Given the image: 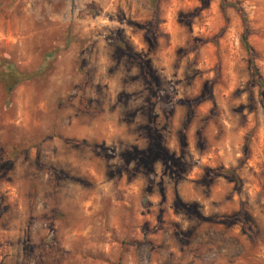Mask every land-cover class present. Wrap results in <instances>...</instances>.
<instances>
[{
    "label": "rangeland",
    "instance_id": "1",
    "mask_svg": "<svg viewBox=\"0 0 264 264\" xmlns=\"http://www.w3.org/2000/svg\"><path fill=\"white\" fill-rule=\"evenodd\" d=\"M235 1L264 86V0ZM241 31L219 0H0V58L44 64L0 85V264H264Z\"/></svg>",
    "mask_w": 264,
    "mask_h": 264
},
{
    "label": "trees",
    "instance_id": "2",
    "mask_svg": "<svg viewBox=\"0 0 264 264\" xmlns=\"http://www.w3.org/2000/svg\"><path fill=\"white\" fill-rule=\"evenodd\" d=\"M205 1L206 0H202V4H204ZM219 6L222 10H224L227 7H231L236 12V14L238 15V17L240 19V22L242 25V31L239 35V45L246 55L248 81H249V84H252V85L258 87L257 96H258L259 102L262 103L263 102L262 91L264 89V86H263V82H262L261 78L259 77V75L257 74V71H256L255 66L253 64V59H254L253 55L254 54H253V52H252V50H251V48L247 42V36L250 34V31L247 27V20H246L245 13L239 7V5L237 4V2L235 0H230V1L219 0ZM151 9H154V8L151 7ZM47 57H48L47 55L44 56L43 62H45V58H47ZM139 64L142 65L141 61L139 62ZM144 66L145 65H142V67H144ZM43 67H44V64L42 67H40V69H38L34 72H31V73L22 72V71H19L16 68V66L11 61H9L8 59L0 58V85H1L2 91H3L4 102L7 103V101L9 100L10 93H11L12 89L18 83L23 82V81H28V80L32 79L33 77L39 75L41 73ZM149 85H151V84H149ZM151 86L155 87L153 83ZM205 97H209V96H205ZM205 97H199V98L195 99L194 101L191 102V105L197 104L198 102L202 101ZM151 99H153V97H151ZM151 116H152V112L150 110V112H149V124L152 123V117ZM150 139H151L150 141H152V143H153L152 138H150ZM208 174H215L219 177H222L226 181L232 182L234 185V188H238V186H239V180H238L237 176L235 175L233 169L218 168V169L209 171ZM218 219H219L218 221H224V222H228V223L230 222V220H234L235 222L242 223V229H244V230L246 229L244 219H243V213L241 211L232 217H221Z\"/></svg>",
    "mask_w": 264,
    "mask_h": 264
}]
</instances>
